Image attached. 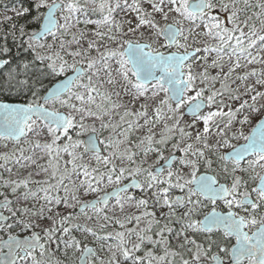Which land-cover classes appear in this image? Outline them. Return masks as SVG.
<instances>
[{"label": "snow or ice", "instance_id": "1", "mask_svg": "<svg viewBox=\"0 0 264 264\" xmlns=\"http://www.w3.org/2000/svg\"><path fill=\"white\" fill-rule=\"evenodd\" d=\"M262 88L264 0H18L0 264H264Z\"/></svg>", "mask_w": 264, "mask_h": 264}, {"label": "trees", "instance_id": "2", "mask_svg": "<svg viewBox=\"0 0 264 264\" xmlns=\"http://www.w3.org/2000/svg\"><path fill=\"white\" fill-rule=\"evenodd\" d=\"M18 4V0H0V17H2L5 14V10L6 9H11L12 7L16 6ZM145 7H149L148 5H145ZM8 15H11L12 13L10 11L7 12ZM93 19L97 18V17H92ZM81 27H84L83 25H81ZM89 27V25L87 26ZM90 29V28H88ZM226 70V69H225ZM216 70H212L213 74H215ZM154 157V155H152ZM150 156V157H152ZM149 157V158H150ZM26 172H22L21 176L26 175ZM35 179H43V177H34ZM139 192V191H136ZM138 197V195H136ZM79 237V234H77ZM55 255H58V253H56Z\"/></svg>", "mask_w": 264, "mask_h": 264}, {"label": "rangeland", "instance_id": "3", "mask_svg": "<svg viewBox=\"0 0 264 264\" xmlns=\"http://www.w3.org/2000/svg\"><path fill=\"white\" fill-rule=\"evenodd\" d=\"M150 7V6H149ZM118 19H119V17H117ZM95 26L94 25H89V27L88 28H90V29H93ZM258 67V66H257ZM219 85H217V87H218ZM260 90H264V88H262V89H260ZM235 106V105H234ZM186 120H188V119H190L189 117H186L185 118ZM200 127H202V125H200ZM165 155H167V153H165ZM155 160V156L153 157H150L149 158V163H152L153 161ZM186 171V170H185ZM136 193L137 192H135V195H136ZM91 197H88V199H90ZM157 216L159 217V215H158V213H157ZM114 227H117V230H119L118 229V226H114ZM111 230V229H110Z\"/></svg>", "mask_w": 264, "mask_h": 264}, {"label": "flooded vegetation", "instance_id": "4", "mask_svg": "<svg viewBox=\"0 0 264 264\" xmlns=\"http://www.w3.org/2000/svg\"><path fill=\"white\" fill-rule=\"evenodd\" d=\"M246 131H247V129H245ZM178 155H179V153H177ZM136 191H139V190H136ZM135 191V192H136ZM136 195H138V197H140V196H142L143 195V193H141L140 191L139 192H137L136 193ZM173 195H182V193L181 192H179V190H175L174 192H173ZM93 197H91L90 199H92ZM164 211H166V209L164 210ZM158 213V215H159V212H157ZM14 231H19V229H14ZM198 239H200V238H198ZM213 251H215V249H213ZM56 256H59V253H58V255H56Z\"/></svg>", "mask_w": 264, "mask_h": 264}, {"label": "water", "instance_id": "5", "mask_svg": "<svg viewBox=\"0 0 264 264\" xmlns=\"http://www.w3.org/2000/svg\"><path fill=\"white\" fill-rule=\"evenodd\" d=\"M178 155V154H177Z\"/></svg>", "mask_w": 264, "mask_h": 264}]
</instances>
